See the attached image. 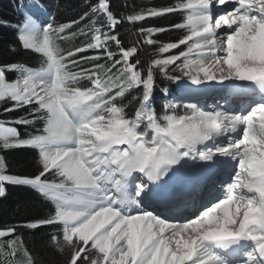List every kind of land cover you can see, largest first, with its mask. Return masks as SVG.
<instances>
[{
  "label": "snow or ice",
  "instance_id": "1",
  "mask_svg": "<svg viewBox=\"0 0 264 264\" xmlns=\"http://www.w3.org/2000/svg\"><path fill=\"white\" fill-rule=\"evenodd\" d=\"M21 7L16 38L39 66L0 62V150L34 149L38 167L8 174L0 156V197L25 185L53 208L0 227V264H35L16 233L41 227L64 264H264V0L119 15L96 0L67 22ZM163 16L181 19L125 46L118 26Z\"/></svg>",
  "mask_w": 264,
  "mask_h": 264
},
{
  "label": "trees",
  "instance_id": "2",
  "mask_svg": "<svg viewBox=\"0 0 264 264\" xmlns=\"http://www.w3.org/2000/svg\"><path fill=\"white\" fill-rule=\"evenodd\" d=\"M28 1L0 0V62L9 61L24 63L30 67L39 66L37 55L20 49L13 27L22 19L24 8L21 5ZM95 2L96 0H42L49 18L55 17L58 22H67L71 18H77L78 15L82 14V9H85L86 5ZM125 4H127V7H125ZM170 4L172 3L169 0H112L113 11L117 15L140 11L143 8H159ZM180 19L178 16H163L136 25L125 22L118 26V31L125 46H131V43L137 39L133 35L137 27L153 25L167 27L171 23L180 22ZM181 34L175 31L165 32L159 34L157 38L161 42L166 43L176 40ZM69 46V43L61 42V47ZM153 50L150 46H144L140 50L138 58L142 61H147ZM14 78H16V74L9 75L10 80ZM158 84L169 88L172 87L171 82L161 81L159 78ZM136 94L133 91L124 102L127 103ZM156 98V108L159 111L163 103L160 99L159 87L157 88ZM19 114L23 115V112ZM4 119H8V117H0V120ZM17 127L22 136L32 130L24 126ZM0 156H5L8 174L31 175L38 167L36 164L37 153L34 149L20 148L8 150L7 152L0 150ZM4 186L6 187V195L0 197V227L45 218L53 208L50 201L45 200L29 186L7 183ZM53 231L55 229L51 227L38 229L20 228L17 230L16 235L23 240L26 248L34 258L35 264H64L66 253L59 252L51 243L50 235Z\"/></svg>",
  "mask_w": 264,
  "mask_h": 264
},
{
  "label": "bare ground",
  "instance_id": "3",
  "mask_svg": "<svg viewBox=\"0 0 264 264\" xmlns=\"http://www.w3.org/2000/svg\"><path fill=\"white\" fill-rule=\"evenodd\" d=\"M209 101H210V99H209ZM211 102H212V100H211ZM235 104H239V101L238 100H234L233 101ZM192 211V209H188L187 211H185L184 213H183V215H188V214H190V212Z\"/></svg>",
  "mask_w": 264,
  "mask_h": 264
},
{
  "label": "rangeland",
  "instance_id": "4",
  "mask_svg": "<svg viewBox=\"0 0 264 264\" xmlns=\"http://www.w3.org/2000/svg\"><path fill=\"white\" fill-rule=\"evenodd\" d=\"M171 3L175 2V0H169ZM45 19V18H44ZM181 50H183V46L181 47ZM6 126H12V125H6Z\"/></svg>",
  "mask_w": 264,
  "mask_h": 264
},
{
  "label": "clouds",
  "instance_id": "5",
  "mask_svg": "<svg viewBox=\"0 0 264 264\" xmlns=\"http://www.w3.org/2000/svg\"><path fill=\"white\" fill-rule=\"evenodd\" d=\"M21 49V48H20ZM22 50V49H21Z\"/></svg>",
  "mask_w": 264,
  "mask_h": 264
}]
</instances>
